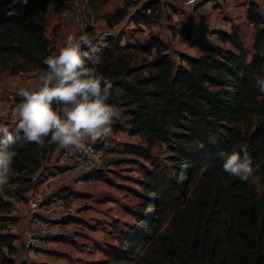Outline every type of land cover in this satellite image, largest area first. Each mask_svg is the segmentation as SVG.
<instances>
[{
    "label": "trees",
    "instance_id": "16d2710c",
    "mask_svg": "<svg viewBox=\"0 0 264 264\" xmlns=\"http://www.w3.org/2000/svg\"><path fill=\"white\" fill-rule=\"evenodd\" d=\"M108 1L87 5L96 15ZM50 2L64 5L28 0L9 16L11 0H0V75L46 67L54 50L32 15ZM138 2L124 0L123 7L100 18L112 29ZM152 10L142 6L134 23L148 25ZM246 19L254 29L251 53L234 28L217 33L221 47L196 41L199 54L180 56L179 63L154 36L125 46L110 39L100 49L99 71L113 84L109 103L121 109L128 134L145 145L130 152L148 158L153 147L167 148L166 165L141 166L134 225L116 236L118 246L105 250L100 264H264V190L222 169L227 154L247 147L253 167L259 166L252 178L264 187V93L256 84L264 78V19L254 3H248ZM55 146L47 138L43 147L29 143L22 134L12 145L17 153L12 175L28 182L23 193ZM11 208L0 198V214ZM14 240L0 233V264H14Z\"/></svg>",
    "mask_w": 264,
    "mask_h": 264
},
{
    "label": "clouds",
    "instance_id": "9594fccd",
    "mask_svg": "<svg viewBox=\"0 0 264 264\" xmlns=\"http://www.w3.org/2000/svg\"><path fill=\"white\" fill-rule=\"evenodd\" d=\"M17 3L26 6L28 0H11L5 14L17 15ZM100 51L87 34H69L59 50L45 58L46 67L30 84L17 89L14 130L0 124V194L9 185L17 155L12 145L21 134L41 147L47 138L74 156H94L92 145L113 135L112 125L122 112L109 103L113 84L99 71ZM256 84L264 93V78ZM258 167H253L247 147L227 154L222 163L225 173L241 181L252 178Z\"/></svg>",
    "mask_w": 264,
    "mask_h": 264
},
{
    "label": "rangeland",
    "instance_id": "374dc122",
    "mask_svg": "<svg viewBox=\"0 0 264 264\" xmlns=\"http://www.w3.org/2000/svg\"><path fill=\"white\" fill-rule=\"evenodd\" d=\"M171 1V2H170ZM139 0L137 5H131L128 8V14L126 17L116 26L118 27L119 34L117 36V40L119 42L120 46L125 45H134L137 43H141L147 39H149L151 36L156 37L157 39L161 40L163 43H165L168 46L167 54L169 58L175 62L179 63L180 56H190V57H196L199 54V45H196V41H201L207 43L209 46H216V40H218L217 33L221 32L220 30L216 29L211 22H208L207 19H204V33L206 34L205 40L200 37V35H196V37H193L190 31L186 32L183 30L182 25H180V19L177 17V13L179 9L181 8V0H180V7L178 5H173V2H176V0ZM121 5L120 7H123L124 0H120ZM73 3V2H69ZM77 5H82L78 3H74ZM142 6H150L151 9H153L152 18L148 25L144 24H135L134 23V16L137 12H140L139 10L142 8ZM118 7V8H120ZM213 9H215L214 6H212ZM111 9H114V6H111ZM85 11V10H84ZM151 11H148L150 13ZM85 16L84 20L80 25L85 24ZM95 20L100 19L99 15L94 14ZM221 19V25L228 26L229 20L227 18H223L222 16L218 17L217 19ZM107 26V25H106ZM115 26V27H116ZM233 27V24L231 25ZM243 26L245 27V34H241L244 39V44L248 45L247 42V36L250 34V27L247 23V19H245ZM237 32L240 30L238 27L234 28ZM104 31V30H103ZM230 32V30H229ZM93 35H96V33L93 31ZM215 35V36H213ZM246 38V39H245ZM112 39L111 42H114ZM221 44V43H219ZM223 46V45H221ZM220 46V47H221ZM251 53V50H249ZM151 59V58H149ZM16 94V92H13ZM20 102V98L16 100L15 102H11L9 106L11 109L15 107ZM5 103V102H4ZM6 104V103H5ZM7 123V122H5ZM8 125V124H7ZM13 124L9 129L14 130ZM113 128V135L111 137L105 138L101 141L96 142V146L100 147L104 150L106 154L107 163L104 164V174H102L98 180V183L96 187H85V190L88 192L87 195H83L80 193H77V191L72 188L69 189L71 197L76 201V206L78 207V212L83 211L84 215H87L88 221H94L93 226H98L99 221H97V218H101V215H108L113 209L114 206L109 204L111 201L113 202L114 199L110 198L108 196V192L119 190V188L122 187V183L120 180L124 177L127 178V182L129 184L126 185V191L131 194L132 200L128 208L124 209L123 217L113 218L112 215H110L113 223L122 222L123 228L121 229V233L128 232L129 227L134 225V220L131 217V213L135 211V206L138 203V200L135 198L134 192L136 190H140L137 180L142 179V168L141 166H144L146 168H152L151 163L162 166L166 165V162L164 161V158L167 154V148L166 146L157 145L153 147L150 152L147 154L148 158L144 156H138L132 152H130L129 148L132 146H138L144 148L145 145L141 139H139L136 136H130L127 132L128 127L125 124V120L121 117L119 120H116L115 123L112 125ZM63 160V162L60 164V167H45L46 164L52 163V165L60 160ZM114 161H118V164H116ZM69 158H68V152L60 149L57 145L54 147L51 153L46 154L43 160L42 169L36 173L34 176H45V174H53V173H62L65 171H61V168L68 167L69 166ZM106 173H111V175H107ZM62 178H64L62 176ZM250 181L255 184L256 189L259 193L263 192L264 187L259 185V182L256 178H250ZM38 184L35 181H32L30 178V184H29V190L28 193H23L24 188L28 186L27 179L25 177L18 178L14 175H11L9 185L7 186L4 193L0 194V198L4 202H11L12 208L9 213L7 214H0V233L6 234L9 233L11 235L15 234L16 236H20L22 229L25 227L23 226V215L28 212V207L26 206V198L27 195L32 194L30 191H34L35 185ZM48 186V185H47ZM121 186V187H119ZM120 191V190H119ZM106 192V193H105ZM85 196V197H84ZM18 199V200H17ZM101 200V201H100ZM116 208V207H115ZM119 206H117L116 209H118ZM103 210V211H102ZM120 210V208H119ZM29 213V212H28ZM27 213V214H28ZM88 221H82L83 226L87 230L95 231L94 227H90L88 225ZM118 232V234H120ZM13 235L16 239V236ZM116 239V236L113 237ZM117 241V240H116ZM63 242H66L68 244V240H63ZM76 245H78L76 243ZM116 247L118 246V242L113 245L110 244L105 249L98 248L95 246L94 251L91 250L88 254H94L95 252H98V261L96 262H90L85 263L88 261L89 256H86V248H83V246H80V248L75 247V253H68L65 255L67 261L62 262L63 264H100L101 262L105 261V255L104 252L109 247ZM5 251V249H4ZM16 251V249H14ZM40 252H34L32 256H35L34 254H37ZM103 256V257H102ZM104 258V259H103ZM31 263L38 264L34 257L30 260ZM132 264H143L140 260L134 261Z\"/></svg>",
    "mask_w": 264,
    "mask_h": 264
},
{
    "label": "crops",
    "instance_id": "0c3cea01",
    "mask_svg": "<svg viewBox=\"0 0 264 264\" xmlns=\"http://www.w3.org/2000/svg\"><path fill=\"white\" fill-rule=\"evenodd\" d=\"M170 1V0H169ZM222 3L220 7H215V9L212 8V4H205L204 8L206 9L205 16L201 17L197 15L195 12H192L189 17L193 23L192 30L190 31L193 37H196V35H200L202 39L205 40L206 34L204 33V19H207L208 22H211V24L218 30L224 33H229V30L231 31L232 28L238 27L240 32L238 31L239 36L242 37L241 34H245V27L243 26V23L246 19V11L248 3L246 0H238L236 3H229L227 2ZM64 3H78L82 4L81 6L85 10V24L83 25H74V26H68L61 22L60 17V10H58L55 13H49L47 11H36L32 18L34 21H36L39 25H41L44 29V34L46 38L50 41L51 46L54 50V53H56L59 48L63 45L67 35L69 34H75L77 36L81 34H87L90 39H93L95 35H93V31L97 34L99 32H102L105 29H108L105 22L100 18L95 20L94 13L89 9L87 5V0H63ZM171 2V1H170ZM178 5L180 7V0H176V2H173V5ZM121 2L120 0H110L105 5H103L96 15L102 16L105 14L113 13L115 9L120 7ZM111 6H114V9H111ZM227 18L229 20L228 26L221 25V19H217L218 17ZM248 23V20H247ZM233 24V27L231 26ZM250 27H252L251 24L248 23ZM215 36V35H213ZM240 37V38H241ZM253 37H254V29L253 27L250 29V34L247 36V44H244V47L246 50L252 49L253 44ZM57 39L56 42H52V39ZM246 39V38H245ZM242 42L244 41L243 38H241ZM218 40H216L215 45L221 46L222 44ZM244 43V42H243ZM40 69H37L32 66H25L22 70L23 76H19L17 74L11 75L9 73H3L0 75V86L3 87L4 90L7 92H17V89L21 86H27L30 84V82L35 78V75L38 73ZM16 106L12 109L7 106L4 101L2 100V96H0V124H4L7 127H11L13 124H15L16 121V114H15ZM7 122V123H5ZM8 124V125H7ZM63 162L61 159L60 161L55 162L53 165L52 163L46 164L45 167H60V164ZM116 164H118V161H114ZM69 167V166H68ZM68 167L61 168V171H65L62 173H58L60 177H70L72 180V173L69 172ZM107 175H111V173H106ZM139 180V179H138ZM122 183V187L119 188V190L110 191L108 192V196L114 201L109 204L114 206V209L108 213V215H101V218H97V221H99V225L93 226L94 221H88L87 215H84L83 211L78 212L79 220H76L75 222H68L66 225V229L70 232V237L67 239L70 244L63 242V240H52L48 243V246L45 250L41 251L40 253L34 254L35 256H32L31 252H26L21 244V238L20 236H16V239L13 242V246L16 249L15 253L10 255V258L13 260L14 264H23L24 261H30L32 257H34L35 261L38 264H63L62 262L69 263L65 257L68 253H75V247L80 248V246H83V248H86V256L88 258V261L85 263L90 262H96L98 261V252H95L94 254H88L89 252L94 251L95 246L98 248L105 249L110 244L115 245L117 243L116 239H114V235L117 236L118 232L121 231L123 228L122 222L113 223L110 215H112L113 218L123 217L124 209L128 208L132 196L130 193H128L126 190V185L129 184L127 182V178L124 177L120 180ZM70 184L71 188H74L77 193L87 195V191L85 190V187H87L84 184H75V183H68ZM121 187V186H119ZM35 190L30 191L32 194H28L27 197L30 196H36V195H45L48 192V186L46 183H38L35 185ZM55 192V191H53ZM136 193H140V190H136ZM28 193V192H27ZM55 197H61L69 194V190L65 188L59 189V191L55 192ZM106 193V192H105ZM85 197V196H84ZM53 198V197H52ZM134 197L133 199H135ZM137 199V198H136ZM101 201V200H100ZM117 206H119L118 209ZM116 207V208H115ZM103 211V210H102ZM29 212V211H28ZM26 212L23 216V223L25 226L29 219V213ZM28 213V214H27ZM82 221H88V225L90 227H94L95 231L87 230L82 223ZM121 233V232H120ZM76 243L78 245H76ZM103 257V256H102ZM104 259V258H103ZM72 264V263H71ZM75 264V262H74Z\"/></svg>",
    "mask_w": 264,
    "mask_h": 264
},
{
    "label": "built area",
    "instance_id": "2783aa9c",
    "mask_svg": "<svg viewBox=\"0 0 264 264\" xmlns=\"http://www.w3.org/2000/svg\"><path fill=\"white\" fill-rule=\"evenodd\" d=\"M247 3H254L257 13L264 19V0H246ZM226 0H181V8L176 14L180 19V25L186 32L192 30V21L189 15L195 12L197 15L204 17L206 9L205 4H212L220 7ZM227 2L236 3L238 0H228ZM52 5V9H48ZM60 10L61 22L68 26L79 25L84 20V8L74 3H64L58 6L55 2H50L45 11L55 13ZM118 27L105 29L97 33L92 40L93 44L102 49L106 46L107 41L116 39L119 34ZM57 39L53 38L52 42ZM23 76L22 71L16 73ZM0 96L2 100L9 105L15 102L19 97L13 92H7L0 86ZM95 155L87 154L72 155L68 153L69 172L72 173V180L69 177H60L58 173L45 174V176L31 177L32 181L37 183H46L48 192L45 195H36L26 198V206L29 210V219L25 227L22 229L20 238L21 244L26 252H41L45 250L48 243L52 240H67L70 232L66 229L68 222L79 220L78 207L76 201L69 194L61 197H55L57 191L61 188L66 190L72 189L70 184H84L87 187H96L98 180L104 174V164L107 163L104 150L92 145ZM55 191V192H53ZM53 197V198H52ZM23 264H35L30 261H24Z\"/></svg>",
    "mask_w": 264,
    "mask_h": 264
}]
</instances>
